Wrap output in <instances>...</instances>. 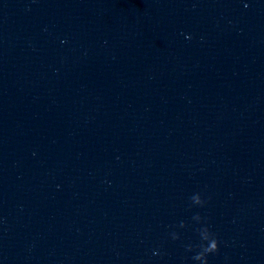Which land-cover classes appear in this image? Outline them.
<instances>
[{
    "label": "clouds",
    "instance_id": "9594fccd",
    "mask_svg": "<svg viewBox=\"0 0 264 264\" xmlns=\"http://www.w3.org/2000/svg\"><path fill=\"white\" fill-rule=\"evenodd\" d=\"M197 203L202 204L203 202L197 199ZM204 231L207 233V235L205 236V239L207 240V245L206 246L202 245L203 252L198 253L194 257V259H201V256H203V264H208V261L206 258L207 254L218 252L220 241L216 238L214 234L210 233L207 228H205Z\"/></svg>",
    "mask_w": 264,
    "mask_h": 264
}]
</instances>
